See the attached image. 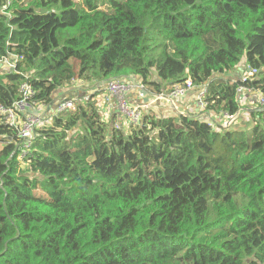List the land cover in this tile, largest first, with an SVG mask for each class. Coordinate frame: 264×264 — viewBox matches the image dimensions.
<instances>
[{"label":"trees","instance_id":"16d2710c","mask_svg":"<svg viewBox=\"0 0 264 264\" xmlns=\"http://www.w3.org/2000/svg\"><path fill=\"white\" fill-rule=\"evenodd\" d=\"M12 61L5 106L24 82L48 105L75 81L190 79L217 120L149 111L115 129L95 90L21 159L0 121V264H264V107L220 126L240 85L264 98V0H0Z\"/></svg>","mask_w":264,"mask_h":264},{"label":"built area","instance_id":"2783aa9c","mask_svg":"<svg viewBox=\"0 0 264 264\" xmlns=\"http://www.w3.org/2000/svg\"><path fill=\"white\" fill-rule=\"evenodd\" d=\"M10 68L14 69L13 62L10 64ZM255 73L256 69L249 68L247 73H245L244 70L241 71L239 77L242 82L246 83L251 76L255 75ZM88 86L94 88L93 92L98 90L95 89L96 85L94 86L93 84H88ZM105 87V91L98 97V100L100 101L99 110L103 119L108 121L111 119V127L121 129L131 125H137L143 116L141 106L131 104L126 99V93L131 88H135L146 96L150 95L153 101H159L165 96L183 98L186 96L187 92L197 86H195L190 79H186L182 83L173 85L169 91L154 92L150 94L144 85L138 80H130L127 83H123L120 80L110 79L106 82ZM249 91H252L251 88L244 85L237 87L239 99H241L243 93H247ZM205 92L206 85L203 84L200 86V91L198 93V104L202 109H204L206 105L204 100ZM34 93L35 91L32 86L29 83L24 82L19 86V97L12 103V106L9 107L0 104V121L14 127L17 131L19 140L17 145L20 146L21 150L19 156L20 159L25 156L27 149L31 146L32 140L35 136V131L38 127L51 123L54 114L72 108L75 101L88 99L89 96V94H87L84 97L77 99L69 97L67 99L62 98L58 100L59 103L55 108H53V111L50 114H46L47 105L31 101ZM256 101L257 107H264V98L258 95ZM240 105V109L235 114L224 115V118H222V121L220 122V126L226 127L238 116L239 112L243 109L241 102ZM29 109L32 111L29 112Z\"/></svg>","mask_w":264,"mask_h":264},{"label":"crops","instance_id":"0c3cea01","mask_svg":"<svg viewBox=\"0 0 264 264\" xmlns=\"http://www.w3.org/2000/svg\"><path fill=\"white\" fill-rule=\"evenodd\" d=\"M9 60H12V57H9ZM14 61V60H13ZM12 61V62H13ZM12 62L7 63H0V74H2L5 71H8L10 68V64ZM238 73V72H237ZM235 73V77L237 78L239 74ZM107 82V81H106ZM106 82L102 83L101 86L97 87L96 85L95 89H98L100 91H105ZM134 89V90H132ZM200 91V87H194L189 92H187L186 96L183 98H179L176 96H165L163 99L159 101H153L150 97V95L146 96L142 93H140L135 88H131L126 93V99L131 104L140 105L142 108V113L145 112H153L158 116L161 115H170V114H192L196 117L207 119V118H213L214 120H217L212 113L205 112L204 109H202L198 104V93ZM93 90L89 89L88 84L84 85L81 83H78V81H75L74 84L60 88L56 94L54 100L46 106V114H50L53 111V107L57 103L58 100L62 98H82L87 94H91ZM150 94L154 93L152 91H148ZM166 92V91H163ZM258 97L257 93H254L253 91H249L247 93H243L240 102L242 103V110H249L253 109L257 106L256 98ZM29 112L32 110L29 109ZM118 119V117H117ZM111 124V119L109 120Z\"/></svg>","mask_w":264,"mask_h":264},{"label":"rangeland","instance_id":"374dc122","mask_svg":"<svg viewBox=\"0 0 264 264\" xmlns=\"http://www.w3.org/2000/svg\"><path fill=\"white\" fill-rule=\"evenodd\" d=\"M59 6L57 7V10H59ZM2 66H0V68H1ZM123 83H127L126 81H122ZM89 89H91V90H93L94 88L93 87H89ZM132 90H134V89H132ZM240 119H242V117L240 118ZM248 122H250V121H248ZM251 123V122H250Z\"/></svg>","mask_w":264,"mask_h":264},{"label":"water","instance_id":"95a60500","mask_svg":"<svg viewBox=\"0 0 264 264\" xmlns=\"http://www.w3.org/2000/svg\"><path fill=\"white\" fill-rule=\"evenodd\" d=\"M58 90H59V89H58ZM58 90H57V91H58ZM57 91H56V92H57ZM67 98H68V97H67ZM67 98H66V99H67ZM64 101H65V100H64ZM58 103H59V101H57V103L55 104V106H54L53 108H55L56 105H57ZM258 110H260V109H258ZM261 110H262V109H261ZM110 127H111V126H110ZM111 128H112V127H111Z\"/></svg>","mask_w":264,"mask_h":264}]
</instances>
